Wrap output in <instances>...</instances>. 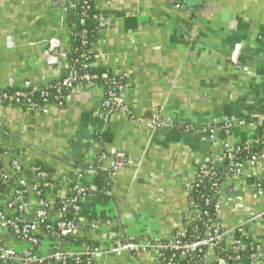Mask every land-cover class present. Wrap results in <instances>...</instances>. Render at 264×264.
Listing matches in <instances>:
<instances>
[{
	"label": "crops",
	"instance_id": "crops-1",
	"mask_svg": "<svg viewBox=\"0 0 264 264\" xmlns=\"http://www.w3.org/2000/svg\"><path fill=\"white\" fill-rule=\"evenodd\" d=\"M73 4L0 0V89L34 87L64 73L66 54L55 53L70 45ZM94 6L103 17L92 45L95 65L128 74L130 114L106 117L102 88L73 87L62 105L0 108V144L22 154L25 179L40 163L66 186L87 189L77 215L86 228L80 238L103 250L129 239L168 240L191 225L194 172L262 126L264 0H94ZM225 125L230 129L212 142L203 139ZM262 181L264 158L243 162L240 174L224 179L218 212L225 230L243 226L259 244L258 264L264 198L254 184ZM51 243L44 239L42 251ZM93 263L160 264L149 248L97 255Z\"/></svg>",
	"mask_w": 264,
	"mask_h": 264
},
{
	"label": "built area",
	"instance_id": "built-area-1",
	"mask_svg": "<svg viewBox=\"0 0 264 264\" xmlns=\"http://www.w3.org/2000/svg\"><path fill=\"white\" fill-rule=\"evenodd\" d=\"M84 3L86 0H83ZM94 4V0H91ZM73 15H74V4H73ZM75 18V17H74ZM74 20V19H73ZM98 29L100 30L101 21L103 17L99 15ZM80 24H83V19H80ZM97 32V34H98ZM83 32L78 33L75 28H71V38L75 36H81ZM97 36V35H96ZM83 44H86L83 42ZM68 52V49H67ZM89 55H92L94 62L91 63H79L77 60L72 61V64L66 67V76L60 81L54 84L50 82H44L40 84L38 88H32L30 92L23 90L25 87H17L13 92H6L5 89H0V108L6 106H15L18 108H28L29 110H36L37 104L33 101V94L37 93L41 98V101L48 105H62L64 96L62 92L66 89L73 87H79L84 85L93 86L96 80H103L106 85L100 86L103 90L104 101L101 106V111L106 117L113 115L115 111L130 114L129 106L126 102V91L129 87L128 82L126 84L121 83L115 79H126L128 81L127 73H114L111 72L112 78L107 74L97 76L90 74L87 69L88 67H96L95 60L97 56L89 50ZM86 62L89 57L86 55L81 56ZM91 59V60H92ZM55 92L52 96L51 93ZM53 101L51 104L50 102ZM263 133L261 137L252 136L248 141L244 142L242 148H236L228 144L224 145V149L221 154L217 155L212 160V167L209 168L207 163L202 164L193 174L188 184V191L193 188L195 182L202 183L201 177L213 176V167H223L229 163V174L238 175L241 172V165L243 162L251 161L255 162L264 158V120ZM225 133L230 129V125L223 126ZM216 133H220L219 129L210 130L208 135H203V139L206 142H212ZM2 145V144H0ZM262 146V147H261ZM261 147V150L259 148ZM243 154V155H242ZM239 155H242V162ZM22 154L20 152H12L6 150L0 154V263L9 264L21 263V264H32L42 263L46 260L55 259L58 261H64L66 258H78L83 251H74L68 249L70 244L61 246L52 242L49 238L51 235L54 237H71L74 238L79 234L81 229L80 223L75 222L80 206H74L72 203H81L84 196L87 193V189L82 188L80 185L75 184L73 190L77 197L66 201V209L72 211V220L63 212L58 215L52 212L53 195H61V189L67 190L66 186L57 179L52 183H44L47 175L41 172L35 165H33V177L31 180L25 179L22 176ZM224 182V181H223ZM49 188L50 192L44 198L41 196L39 190L40 187ZM223 183H221L215 190L209 202L214 204L215 214L209 219L203 236L193 242L183 243L179 240L180 237L184 236L183 231H177V234L171 236L168 240H164V244L160 243L161 240H144L142 243H136L134 239H129L122 245V250H128L131 252H138L142 248L153 249L160 261H165L164 251L171 250L178 252L181 259L186 257H193L195 264H206L212 256V248L218 243L225 240L228 244L239 247V241L236 239V235L241 237L248 236L243 226H239L233 230H225L219 223L218 212L220 209V193ZM255 194L258 197L264 198V182H256L254 184ZM50 196V198H49ZM196 210H193L191 222L195 218H199L196 215ZM54 217V218H53ZM54 219L56 221V231L51 232L49 236V227L46 226L44 229L42 225L46 223V220ZM78 219V218H77ZM96 228V227H92ZM40 232L45 236V239L50 240L52 243L46 252L42 251L44 241L39 242L37 236L41 235ZM22 244L23 248L21 251H16L13 244ZM38 248L40 256L32 254V248ZM120 249V250H121ZM259 247H256L258 253ZM115 250L112 248L103 250L101 248H93L89 253L92 258L97 255H107L113 253ZM258 256L256 255L254 264H258ZM212 260V259H210ZM88 257L86 264H94ZM162 261V262H163ZM214 261V260H213ZM80 260L76 259V263ZM166 264H174L171 259L166 261ZM214 264H226L223 260L214 262Z\"/></svg>",
	"mask_w": 264,
	"mask_h": 264
},
{
	"label": "trees",
	"instance_id": "trees-1",
	"mask_svg": "<svg viewBox=\"0 0 264 264\" xmlns=\"http://www.w3.org/2000/svg\"><path fill=\"white\" fill-rule=\"evenodd\" d=\"M100 15V12L95 8L93 2L91 0H86L84 3L83 0H74V17H73V27L78 33L83 32L81 36H75L74 38H71L70 45L68 47V52L66 53V62L67 64H72V61L77 60L79 63H91L94 62L92 59V55H89V50H91L93 43L96 40L97 35V29H98V20L97 17ZM80 19H83L84 23L80 24ZM85 42L86 44H83ZM86 55L89 57V59L85 62L81 56ZM92 59V60H91ZM66 69L64 73L56 78L53 81H49L51 84L56 83L57 81H61L66 75ZM87 71L90 74H95L97 76H101L103 74H107L110 78H112L111 71L99 66L96 67H88ZM57 80V81H56ZM120 81L123 84L127 83L126 79H115ZM106 85V83L103 80H96L94 82L93 86H103ZM38 86H34L35 88H38ZM34 87H25L23 90L26 92H30L32 88ZM16 88H5L6 92H13ZM70 89H66L62 92V95L66 97L68 91ZM52 96L55 95V92L51 93ZM33 101L37 104V109L39 110L43 108L44 106H47L46 103L41 101V98L37 93L33 94ZM51 104L53 101L50 102ZM15 107V106H12ZM22 108V107H21ZM22 109L29 110L28 108L24 107ZM220 133H225L223 126L218 128ZM263 133V124L261 128L255 133V137H261ZM208 135V134H206ZM244 143H240L236 145V148H242ZM262 147V146H261ZM261 147L259 150H261ZM6 150H10L12 152H17L11 147L0 145V154L5 152ZM100 153H104L103 150L100 151ZM100 154V155H101ZM243 155V154H242ZM242 155H239L240 160L238 162H242ZM41 172H44L47 175V178L44 183H52L54 184V180L57 178L55 177V173L53 170L43 164L36 163L34 164ZM206 165H209V168H211L212 163L208 162ZM229 163L226 166L223 167H213V176L208 177H201V173L198 172L200 178H202L203 182H195L193 184V188L190 190L189 195V202L192 209L196 212V215H199V218H195L194 221L191 222V225L188 227V229L184 232V236L180 237L179 240L183 243L193 242L198 239H201L203 236V233L205 231V227L209 221V219L215 214L214 210V204L209 202V198L212 197L214 194L216 188L223 183L224 179L230 175L229 171ZM84 170H81L79 174H83ZM58 180V179H57ZM75 186V183H71L68 185V189L61 193V195H53V204H52V212L56 215L63 212L66 214L69 219L72 220L73 213L72 211H68L66 209V201L71 200L75 197H77L75 191L73 190V187ZM41 192V196L44 198L47 196V194L50 192L49 188H44L43 186L39 188ZM50 198V196H49ZM74 206H81V203L75 202L72 203ZM75 222L78 223L79 220L75 218ZM48 226L50 230H48L49 236L51 235V232H55L57 225L56 221L53 219L46 220V223L42 225L43 229ZM86 228L84 226H81L80 231H84ZM79 231V232H80ZM246 232V231H245ZM247 233V232H246ZM177 234V231L174 232L171 236H174ZM79 235V234H78ZM76 236L74 238L71 237H51L49 238L52 242H56V244H60L61 246L72 244L74 246L82 245L84 247V250L82 254L78 258H66L64 261H58L55 259L46 260L42 263H32V264H86V261L88 257L92 261V258L89 256V253L93 250V248H99L98 244L96 242L80 238L79 236ZM45 236L38 235L37 238L39 242H43ZM237 241H239V247L237 248L235 245L228 244L223 240L222 242L218 243L217 245L213 246L212 248V256L209 258L212 259L213 263L217 262L219 260H223L226 264H254L257 250L256 247H259V244L254 242L249 236L241 237L240 235H236ZM135 241V240H134ZM164 240H161L160 243L164 244ZM14 247V246H13ZM32 254L36 256H40V252L38 248H32ZM164 258L165 261H159L160 264H166L167 260L171 259V261L174 264H195L193 261V257H186L184 259H181L178 252L167 250L164 251ZM76 259H79L80 262L76 263ZM93 262V261H92ZM1 264V263H0ZM9 264H21V263H13L10 262Z\"/></svg>",
	"mask_w": 264,
	"mask_h": 264
},
{
	"label": "water",
	"instance_id": "water-1",
	"mask_svg": "<svg viewBox=\"0 0 264 264\" xmlns=\"http://www.w3.org/2000/svg\"><path fill=\"white\" fill-rule=\"evenodd\" d=\"M58 11H59V12H57V13L61 14V17L63 16V19H65V18H64L65 14L62 12L63 10H61V8H60V10H58ZM61 19H62V18H61ZM65 26H66V24H65ZM65 26H63V27H65ZM70 33H71V30H70V32H69V36H68V38H69L70 35H71ZM69 40H70V39H69ZM69 40H68V41H69ZM68 43H69V42H67L66 45H65L64 47L60 48V50H57V52L55 53V56H56V57L59 56L60 54H66V53H67ZM11 87H13L12 84H11ZM25 87H28V86L26 85ZM121 247H122V245H121L120 243H118V244H116L115 246H113L112 249L115 250V251H118V250L121 249Z\"/></svg>",
	"mask_w": 264,
	"mask_h": 264
}]
</instances>
